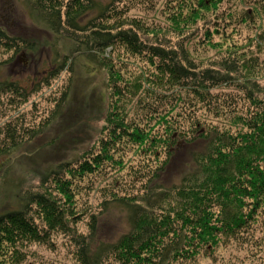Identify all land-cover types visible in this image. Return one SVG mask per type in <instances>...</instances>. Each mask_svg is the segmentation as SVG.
<instances>
[{"label": "trees", "instance_id": "obj_1", "mask_svg": "<svg viewBox=\"0 0 264 264\" xmlns=\"http://www.w3.org/2000/svg\"><path fill=\"white\" fill-rule=\"evenodd\" d=\"M26 1L72 47L60 57L54 42L52 69L30 86L0 80V158L50 124L43 101L54 91L36 96L41 111L32 95L63 71L73 74L78 56L86 57L88 69L110 70V110L97 155L58 164L24 191L20 206L0 211V264H62L42 253L56 249L58 234L69 239L66 252L76 264H196L226 240L240 247L264 241V0H166L164 27L129 18L134 0ZM193 38L218 49V56L199 60L187 47ZM36 50L34 41L0 21V52L10 62L20 51ZM130 57L148 64L133 75ZM68 91L57 97L50 118ZM130 98L138 108L132 116L124 109ZM30 119L35 123L28 125ZM198 140L206 146L181 181L152 186L174 148ZM134 141L147 162L126 159ZM120 167L129 170L128 181L111 189L104 205L125 207L130 229L98 241L101 212L82 196L91 190L90 177ZM81 222L87 232L79 231Z\"/></svg>", "mask_w": 264, "mask_h": 264}, {"label": "rangeland", "instance_id": "obj_2", "mask_svg": "<svg viewBox=\"0 0 264 264\" xmlns=\"http://www.w3.org/2000/svg\"><path fill=\"white\" fill-rule=\"evenodd\" d=\"M165 3L166 0H134L127 16L152 23L151 25L167 26L169 22L164 10ZM29 9L26 0H0L1 23L14 34L34 41L37 46L35 52L20 51L12 62L7 59L8 54L3 55L0 52V80L16 79L28 86L36 77H41L42 73L45 74L52 69L50 62L54 56V42L58 46L60 57L69 54L72 47V42L69 39L56 38L37 10L30 11ZM201 27L204 25L200 24L199 28ZM200 31L202 29L191 32L196 34ZM171 37L175 41L176 37L173 35ZM187 47L201 61L216 57L219 53L218 49L206 47L194 38L187 44ZM113 58L118 61L117 54H114ZM130 59L131 64L126 63L128 70L133 75L139 73L143 67H146L145 64H148L141 57H130ZM86 62V57L78 56L73 74L70 71H63L58 78L56 76L54 79L52 78L50 86L46 90L32 95V98L42 96L46 99L54 91L51 101H43V106L49 107L47 120L52 121L43 127L39 125L40 120L32 117L37 120L36 123L40 127L38 134L20 145L12 154L1 156L0 211L20 206L24 191L35 187L45 173L58 164L84 155L92 158L98 154L99 145L107 137L104 126L107 124L110 110L109 77L111 75L108 68L88 69ZM67 88L69 94L63 107L55 112L57 116L54 119L50 118L56 108L57 97H60ZM55 90L58 92L56 97H54ZM35 101L40 102L38 97L35 98ZM134 103L135 101L131 98L124 102V109L130 116L138 111L136 103ZM9 107L13 110L19 108V105ZM52 107L53 110H50ZM38 111H41V107ZM17 114L18 112L14 113V115ZM30 122L31 124L35 123L30 119L28 125ZM138 142L134 141L131 144L130 151L126 152V159L145 163L148 159L147 155L143 152H141L143 155L140 154V151L134 148ZM205 146V141L198 140L191 144L182 143L175 147L171 161L152 186L166 188L181 181L182 176L192 168L195 153L203 150ZM129 173V170L120 167V170H109L87 180L91 190L82 196V199L90 204L89 207L97 213L101 212L97 225L98 241H114L130 229L125 207L116 202L104 205L105 199L110 196L111 189L123 188L126 185L128 180L125 175ZM133 184L135 182L131 181L129 185ZM78 229L87 232L88 226L81 222L78 224ZM56 236H59L54 242L53 249L55 247L56 249H42V253L53 259H58L62 264H76L75 259L66 252V248L70 244L69 239L61 234ZM256 243H258L257 246L240 247L237 242L226 240L218 246L212 256L202 258L196 264H264V241L259 240Z\"/></svg>", "mask_w": 264, "mask_h": 264}]
</instances>
